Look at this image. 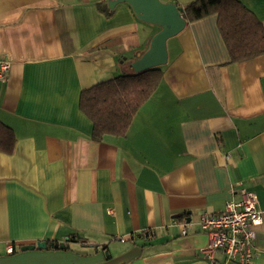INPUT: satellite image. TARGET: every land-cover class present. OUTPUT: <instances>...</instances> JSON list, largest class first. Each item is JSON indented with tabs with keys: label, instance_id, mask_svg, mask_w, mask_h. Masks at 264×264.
Segmentation results:
<instances>
[{
	"label": "crops",
	"instance_id": "1",
	"mask_svg": "<svg viewBox=\"0 0 264 264\" xmlns=\"http://www.w3.org/2000/svg\"><path fill=\"white\" fill-rule=\"evenodd\" d=\"M241 1L264 24V0ZM103 2L0 0V120L17 138L0 151V264H210L204 212L243 186L264 213V55L232 63L217 14L188 23L126 135L95 140L82 90L132 72L160 30ZM255 247L264 264V222Z\"/></svg>",
	"mask_w": 264,
	"mask_h": 264
},
{
	"label": "trees",
	"instance_id": "2",
	"mask_svg": "<svg viewBox=\"0 0 264 264\" xmlns=\"http://www.w3.org/2000/svg\"><path fill=\"white\" fill-rule=\"evenodd\" d=\"M174 3L182 9L187 24L217 14L230 62L264 55V24L241 0H175ZM97 7L107 17L115 10L105 2ZM163 66L120 74L82 90L79 105L93 122V139L101 141L106 135H126L140 107L158 89L164 75ZM16 140L14 130L0 120V151L11 154ZM56 248L61 246L56 244Z\"/></svg>",
	"mask_w": 264,
	"mask_h": 264
},
{
	"label": "built area",
	"instance_id": "3",
	"mask_svg": "<svg viewBox=\"0 0 264 264\" xmlns=\"http://www.w3.org/2000/svg\"><path fill=\"white\" fill-rule=\"evenodd\" d=\"M11 70V61L0 56V82H6ZM237 199H229L220 212H204L200 218L201 228L210 241L203 252L215 263L218 252H222L225 262L251 264L256 256L255 240L257 228L264 222V213L259 198L254 191L241 186L234 190ZM183 223L182 234H187ZM9 252L13 248L9 246Z\"/></svg>",
	"mask_w": 264,
	"mask_h": 264
},
{
	"label": "water",
	"instance_id": "4",
	"mask_svg": "<svg viewBox=\"0 0 264 264\" xmlns=\"http://www.w3.org/2000/svg\"><path fill=\"white\" fill-rule=\"evenodd\" d=\"M122 2L130 4L140 20L156 24L160 27V30L152 37L148 49L132 62L133 71L140 72L167 64L168 39L176 36L187 25L182 15V9L174 2H164L162 0H108V5L110 8H114ZM63 245L62 243L61 247ZM46 246V241H39L37 244L23 245L21 249L44 248Z\"/></svg>",
	"mask_w": 264,
	"mask_h": 264
}]
</instances>
